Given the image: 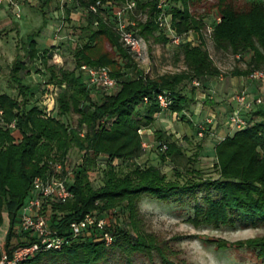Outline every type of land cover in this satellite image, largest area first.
<instances>
[{"label":"trees","instance_id":"trees-1","mask_svg":"<svg viewBox=\"0 0 264 264\" xmlns=\"http://www.w3.org/2000/svg\"><path fill=\"white\" fill-rule=\"evenodd\" d=\"M77 1L87 12V26L84 30L86 40L74 50L75 69L48 65L51 58L48 50L37 49L38 30L27 36L26 53L16 57L10 72V81L17 86L22 100L0 94V228L4 213L9 220L5 241L0 244V259L3 252L11 253L26 244L15 231L19 211L33 179L52 173L56 164L72 168L74 176L69 184L72 198L51 206L50 226L70 242L60 250L41 252L21 264L43 261L103 264L115 249L123 253L125 264H134L132 257L136 253L146 256L151 264L155 254L162 264H178L170 259L174 252L168 244L143 229L139 212L143 197L163 205L190 204L192 215L185 221L194 227H264V108L242 113L247 126L215 145L216 178H200L198 172L191 170L186 172L189 177L181 183L168 180L158 167L138 163L144 155L138 132L151 128L155 115L162 112L156 102L157 95L168 93L172 103L167 111L178 116L190 102L181 92L184 82L192 85L193 80H198L204 85L208 78L222 76L203 46L205 17L214 10L221 17L210 35L216 51L233 56L252 54L245 69L231 73L249 77L255 71L264 70V7L254 4L247 12H237L227 0H166L163 12L170 17L175 32L185 36L195 33L200 44L188 40L180 44L185 70L150 77L120 42L113 10L134 2V8L127 14L128 29L146 45L151 40L169 43L157 23L162 13L158 8L162 0ZM96 1H100L102 7L94 13L89 6ZM25 57L40 61L49 74L46 85L59 88L56 108L50 116L37 106L27 108L33 92L23 83L28 75ZM83 65L109 68L117 83L115 91L101 94L88 88L80 71ZM125 69H133L137 78L124 80ZM94 94L98 95L96 102ZM144 98H148L149 103H144ZM70 113L79 116L76 128L62 120ZM247 113L251 114L250 121H247ZM12 123L17 134L8 127ZM155 135L159 143L167 146L160 154L161 163L183 158L181 149L170 136L161 131H156ZM72 150L77 152V160L70 166ZM100 160H105L102 185L95 188L92 178L100 167ZM176 175L182 177L180 173ZM88 214L108 219L106 231L113 239L112 244L106 245L96 231L70 237L69 225ZM214 243L219 249L229 247L225 241ZM232 245L256 250L264 262V235Z\"/></svg>","mask_w":264,"mask_h":264},{"label":"rangeland","instance_id":"rangeland-1","mask_svg":"<svg viewBox=\"0 0 264 264\" xmlns=\"http://www.w3.org/2000/svg\"><path fill=\"white\" fill-rule=\"evenodd\" d=\"M227 3L237 12H247L254 4L264 7V0H227ZM219 16V12L214 10L205 17V28L202 34L203 46L214 64L222 71V76L208 78L200 87H193L189 81L184 82L181 85V92L190 100L188 107L178 116L169 111H162L161 114L155 115L151 126L153 133L148 140L151 148L138 160V163L142 165L160 168L168 180L184 183L189 177L186 172L191 170L198 172L200 178L217 177L214 168L216 161L214 147L224 137L220 130L232 111L227 104L230 96L236 92L245 91L250 98L262 97L263 103L258 107L264 108V80H251L249 77L231 74L234 70L245 69L252 54L233 56L214 49L210 35L218 23ZM86 18L87 12L80 7L77 0H26L24 5H20L19 18L10 10L0 9V94L5 93L19 101L22 100L17 86L10 81V72L16 57H23L26 53L27 36L38 30H40L39 34L35 37L37 49L48 50L51 55L48 65L56 66L57 69L74 70V50L86 40L84 32L87 26ZM44 23L45 26H43ZM185 39L193 44H200V39L195 33H189ZM23 61L28 71L23 83L33 91V97H29L30 103L27 108L31 106L42 108V97L49 74L40 61L29 60L26 57ZM136 63L144 74L150 77L179 73L186 69L180 45L152 40L147 43L144 57L136 60ZM135 78L137 74L133 69H125L124 80ZM251 88H253L252 91ZM113 92L100 91L101 94ZM95 96L93 100L96 102L98 95ZM246 116L247 121H250L251 114L247 113ZM78 118L77 114L70 113L62 120L69 127L76 128ZM156 131L170 136V140L176 142L181 149L183 158L176 157L175 162L168 160L166 163H161L162 152L158 148L161 143L156 139ZM70 156L71 166L77 160V152L72 150ZM104 165L105 160H100V167L93 175L95 188L102 185L101 171ZM176 173H180L182 177H177ZM157 202L148 197L141 199L139 212L143 221L142 227L146 232L156 235L159 240L168 244L174 252L170 257L173 262L178 264H264L256 250L232 245L238 241L262 237L264 227L251 228L241 225L194 227L185 221L192 215L190 204L178 206ZM3 217H5V226L2 227L5 229L0 240L4 235L6 237L8 230L6 226L7 223L9 224L5 213ZM218 240L227 242L229 247L225 250L219 249L214 243ZM132 259L134 264H151L142 254L136 253ZM40 264L51 263L43 261ZM61 264H67V262L62 261ZM103 264H125L124 255L119 249L111 250ZM153 264H162L156 254Z\"/></svg>","mask_w":264,"mask_h":264},{"label":"built area","instance_id":"built-area-1","mask_svg":"<svg viewBox=\"0 0 264 264\" xmlns=\"http://www.w3.org/2000/svg\"><path fill=\"white\" fill-rule=\"evenodd\" d=\"M25 1L0 0V9L10 10L19 18L20 5H24ZM165 2L166 0H162L158 6L162 13L158 17L157 23L167 35L169 43L177 46L185 42L187 36L178 35L172 28L170 17L163 12ZM134 6L135 3L130 2L126 6L116 8L113 10V16L115 17V29L119 34L120 42L138 60L144 57L147 45L141 37L128 29L130 23L127 14ZM99 7H102V4L100 1H96L89 6V10L96 13ZM220 18V16L217 18L218 22ZM80 71L85 76V83L88 88L104 92L115 91L117 83L111 77L109 68L83 65L80 67ZM249 78L251 80H264V72L255 71ZM192 85L200 87L201 83L198 80H193ZM58 90V87L46 85L41 104L46 116L52 115L55 111ZM156 102L162 111H167L172 103L166 92L158 94ZM144 103H149V99L144 98ZM230 103L234 104V108L229 116V126L231 130L237 131L247 126L242 113L245 110L251 111L262 105L263 98H250L245 91H241L231 96ZM174 115L177 116L176 113ZM1 116L2 111L0 110V118ZM8 127L15 131L14 123L8 125ZM144 131L140 130L138 132L142 138L143 153L151 148V143L143 139ZM14 134H17V132L15 131ZM166 150L167 146L165 144L159 145V151L165 152ZM63 172H66V175L63 176ZM73 176L72 168L70 169L68 165L56 164L53 166L52 173L33 179L29 194L19 211L18 222L15 225V231L20 234V238L26 244L13 249L11 253L3 252L0 264H21L41 252L60 250L69 244V239L57 235L54 229L51 228L50 217L53 204H63L72 198L69 184L73 181ZM107 225L108 219L99 217L96 214H88L82 220L72 222L69 225L70 237L76 238L86 231H96L102 236V240L106 245H110L113 239L110 233L106 231Z\"/></svg>","mask_w":264,"mask_h":264},{"label":"crops","instance_id":"crops-1","mask_svg":"<svg viewBox=\"0 0 264 264\" xmlns=\"http://www.w3.org/2000/svg\"><path fill=\"white\" fill-rule=\"evenodd\" d=\"M252 89L253 88H251V91H252ZM31 90V89H30ZM31 92H33L32 90H31ZM230 98H231V96L227 99V104H228V106H229V108H230V111H231V108H232V110H233V108H234V104H231L230 103ZM264 107V106H263ZM224 109H225V106L223 107ZM222 108V110L224 111V109ZM256 108H258V107H256ZM231 113V112H230ZM161 114V113H160ZM229 116H230V114L227 116V118H226V120L224 121V123H223V125H222V127H221V130H220V133L224 136V137H226V136H231V135H233V133H234V131L233 130H231V128H230V126H229ZM215 124H217V122H215ZM233 131V132H232ZM152 133H153V131H152V129L150 128H148V129H145V131H144V135H143V138H145V140L146 141H148L149 139H150V137H151V135H152ZM223 137V138H224ZM222 138V139H223ZM221 139V140H222ZM149 142V141H148ZM6 216H7V214H6ZM4 218V221H3V225L2 226H5V217H3ZM8 218V217H7ZM7 221L9 222V220L7 219ZM1 226V227H2ZM7 228L9 227V224L7 223V226H6ZM5 235L3 236V238H1V240H0V244H2L4 241H5Z\"/></svg>","mask_w":264,"mask_h":264},{"label":"bare ground","instance_id":"bare-ground-1","mask_svg":"<svg viewBox=\"0 0 264 264\" xmlns=\"http://www.w3.org/2000/svg\"><path fill=\"white\" fill-rule=\"evenodd\" d=\"M4 229H5V227L0 228V237L4 233Z\"/></svg>","mask_w":264,"mask_h":264}]
</instances>
